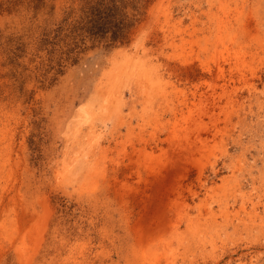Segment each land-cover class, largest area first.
Wrapping results in <instances>:
<instances>
[{
    "label": "rangeland",
    "instance_id": "rangeland-1",
    "mask_svg": "<svg viewBox=\"0 0 264 264\" xmlns=\"http://www.w3.org/2000/svg\"><path fill=\"white\" fill-rule=\"evenodd\" d=\"M118 1L0 0V264H264V0Z\"/></svg>",
    "mask_w": 264,
    "mask_h": 264
},
{
    "label": "trees",
    "instance_id": "trees-1",
    "mask_svg": "<svg viewBox=\"0 0 264 264\" xmlns=\"http://www.w3.org/2000/svg\"><path fill=\"white\" fill-rule=\"evenodd\" d=\"M122 3L118 0H99L96 5L85 6L83 15L70 29L67 48H60L53 68L63 65L64 61H76L77 54L87 47L88 40L92 43L106 40L107 46L127 40L138 19L134 14L130 16ZM138 9L139 6L134 8Z\"/></svg>",
    "mask_w": 264,
    "mask_h": 264
},
{
    "label": "bare ground",
    "instance_id": "bare-ground-1",
    "mask_svg": "<svg viewBox=\"0 0 264 264\" xmlns=\"http://www.w3.org/2000/svg\"><path fill=\"white\" fill-rule=\"evenodd\" d=\"M142 31H143V28H141V29H139V36H141V34H142ZM139 36H137L136 37V40L133 42V44H135V43H137L138 41H139V39H140V37ZM123 48V47H122ZM127 54V53H126ZM126 56V55H125ZM130 56H132V55H130ZM129 58V57H128Z\"/></svg>",
    "mask_w": 264,
    "mask_h": 264
}]
</instances>
